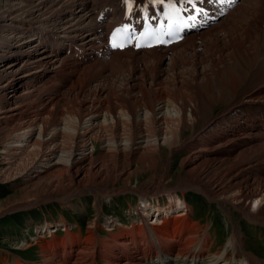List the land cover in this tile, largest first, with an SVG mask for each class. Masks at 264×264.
<instances>
[{
	"label": "bare ground",
	"instance_id": "6f19581e",
	"mask_svg": "<svg viewBox=\"0 0 264 264\" xmlns=\"http://www.w3.org/2000/svg\"><path fill=\"white\" fill-rule=\"evenodd\" d=\"M244 1L248 0L228 5L198 0L197 8L202 10L198 14L191 5L176 0V7L196 21L183 40L165 49L111 50L108 35L118 25L156 18L168 0L163 4L130 0L131 10L126 0H15L10 10L0 13V29L14 34L0 33L2 45L8 48L0 52V78H5L0 90L11 87L14 92L0 96V122L11 123L4 131L7 142L1 151L9 168L0 178L28 180L15 196L0 202V214L5 205L14 210L85 191L104 196L135 191L147 211L140 216L144 226L140 234H118V239L114 234L93 252L88 250L91 245H85L79 248L78 254H85L81 258L104 259V263L94 260L98 264H264V259L246 250L244 234L237 230L230 238L232 253L212 252L211 226L193 220L187 199L176 193V189L200 191L212 200L232 204L249 221L264 224V175L257 177L264 173V48L251 44L255 48L251 54L245 46L250 29L224 26L236 19L235 12ZM250 7L251 11H241L257 21L260 7L257 22L264 24V0H253ZM18 34L27 40L16 42ZM203 46L212 53L207 59L198 58L204 54ZM189 51L194 53V65L200 63L202 68L177 71L188 62ZM168 64L173 71L163 68ZM126 67L134 72L130 85L97 83L98 87L85 89L105 72L114 75ZM223 76L232 83L231 92L226 89L228 95L221 98L213 90ZM131 88L143 97H132ZM209 95L216 103L226 99L227 106L206 115L203 104L211 101ZM200 122L196 134L184 139L185 129ZM100 141L105 152L94 157V142ZM181 144L191 151L181 163L184 178L169 187V167L156 174L161 151L169 145L172 153ZM131 164L136 165L134 169L129 168ZM149 170L153 174L147 186L131 185L132 178ZM116 182L123 184L108 187ZM159 192L167 193L165 206L149 202L148 197ZM175 211L180 214L170 215ZM162 215L166 218L158 220ZM47 249L40 250L42 255ZM46 253L44 260L58 254L65 258L56 250L51 257L45 258ZM73 253L68 258L78 257Z\"/></svg>",
	"mask_w": 264,
	"mask_h": 264
},
{
	"label": "rangeland",
	"instance_id": "374dc122",
	"mask_svg": "<svg viewBox=\"0 0 264 264\" xmlns=\"http://www.w3.org/2000/svg\"><path fill=\"white\" fill-rule=\"evenodd\" d=\"M0 1H2V0H0ZM14 1L15 0H3V4L0 3V13H2L6 9L10 10L11 5L15 4ZM102 1H104V0H102ZM252 3H253V0L251 1V3L249 2V0L244 1L241 9L251 11L250 6ZM241 9H239V7H238V10L236 9L237 11L235 12V14L237 15V16L235 15L236 19L239 17L238 18L239 21L235 19V20H233L234 22L230 21V22L224 24V26H226L227 28L228 27L230 28V26H232V25L233 26L237 25V27H240L243 29L249 28L251 34L249 33V36H248V39L246 41L245 46L248 47L249 52L254 55L255 48H253L251 46V44H254L256 47L258 46V44H260L259 45L260 50H261V48L262 49L264 48V24L261 25L259 22H257L258 19L262 16V11L260 10V7H259V13L256 14V17L258 19L256 21L254 18H251L252 19L251 20L250 17L247 16L246 11L244 10V12H243V11H241ZM243 13H245V14L242 15ZM25 18H28V17H25ZM0 33L7 35V36L14 35V34L11 35V33H12L11 30H7V29H5L4 31L0 29ZM206 38H207V36H206ZM23 39H24V41L27 40L26 37H24ZM23 39H22V41H23ZM22 41L19 40V42H22ZM16 42H18V41H16ZM0 43H1L0 44V52H2L6 48L4 47L5 44L2 45L3 40L1 38H0ZM3 47L5 49H3ZM42 48H43V46H42ZM227 48H228V50H230V47H227ZM201 49H202L201 52L203 51L204 54H203V56H199L198 57L199 59L202 57L206 58L207 55H209V54L212 55L211 51L204 48V46ZM212 52L214 55H217V52H215L213 50H212ZM194 57L195 56H194L193 52H190V51L187 52L185 54V59L188 62L184 65L183 64L179 65V67H177V71L180 68H182L179 71H184V70L190 71L191 70V72H193V69L196 67L202 68V64H200V63L197 66L194 65V59H195ZM198 58H197V60H199ZM228 61L232 63L233 58L228 59ZM0 62H1V59H0ZM163 68H166L168 71H173V70H169L170 69L169 64L164 65ZM133 73L134 72L128 67L123 68V70L121 69V71L117 72L114 75H110V74H108V72H105L103 74V76L98 81H94L91 85L87 86L89 88L86 87L85 89L89 90L90 87L92 89L94 87L96 88V86L99 84H101L103 87L104 86L109 87V86H115V85H116L115 87H119V86L124 85V84H125V86H128V83H129V85L131 83H133L132 78H131V77H134ZM232 73H235V70L232 71ZM226 74L227 73H225V75ZM161 78H163V77H161ZM221 79L222 80H220L219 83L217 82L220 86L215 83L214 84L215 89L213 88L214 89L213 91H215L216 93H219L218 97L222 98V97H224V95L227 96L228 93L231 92L232 80L229 77V79L231 80L230 81L228 79V76L227 77L223 76ZM4 80H5V78H3V79L0 78V85L4 82ZM223 80H226V81H223ZM97 83H99V84H97ZM222 84H224L226 86V88ZM221 85H222V88H220ZM241 85H243V84H241ZM223 86H224V88H223ZM226 89H228L229 91ZM11 90H12L11 87L6 88L5 90L1 89L0 90V96L4 95L5 97H7V96H9L10 93L13 95L14 92H12ZM135 90H136L135 88L134 89L131 88V96L132 97L136 96L138 98H142L143 96H140L142 94L141 93L137 94L135 92ZM227 91H228V93H227ZM209 98L211 101L207 102L206 104H203L204 109H205L204 113L206 115L209 113L217 114L222 108L226 107L228 104L226 99L221 100L220 102L216 103V100H214V98L211 95H209ZM230 99L231 98H229V100ZM212 106L214 109L212 108ZM209 107H211V108H209ZM212 109H213V111H212ZM210 110H211V112H210ZM9 123L10 122H7V123L0 122V174L5 169L9 168L8 163L5 161L6 160V157H5L6 154H3L1 152L4 150V145L7 142L6 135H5L6 132L4 133V131H6L10 127L11 123L10 124ZM201 124L202 123L200 122V123L196 124L195 128L185 129V132L183 134L184 139H186L190 135L196 134V131L200 128ZM138 131H139V129H137V134H140ZM135 136H137V135H135ZM140 139L141 138L136 139V140H140ZM94 143H95V148L93 149L94 157L95 156L99 157L101 154H103V152H105V150L102 148L103 143L101 141L100 142H94ZM184 146H185V144H181L180 146L176 147L172 153H170L171 152L170 146L169 145H163V148L161 151L162 160H161V164L159 165V168H158V171L156 174L159 175L160 173H162L163 169L167 165L169 167V170H170V174H169L170 176L167 179V186H169V187L176 185V183L178 182V180L180 178H184L181 163H182V160L187 155H189L191 152V151H189L188 148H186ZM143 149H146V148H143ZM140 151H142V150H140ZM169 159H170V164H168V162H167V161H169ZM135 166H136L135 164H131L129 166V168L134 169ZM152 174L153 173L151 170H149L147 172H142V173H140L138 178H136V177L132 178V181L130 183L134 187L143 188V187L147 186V184L149 182V178H151L150 176ZM259 174L257 176V174L251 173L250 175L253 177H255V176L259 177V176L264 175L263 172L259 173ZM27 181L28 180L26 178H25V180L20 178V179H13V180L6 182V181H3L2 178H0V182H1L0 183V202L5 200L7 197L15 196V194L17 193V191L21 187H24L28 184ZM122 184H123V182H116L114 184L109 183L108 187L109 188L120 187ZM30 191H34V188H32ZM176 193H178L181 197L187 199L188 203L192 207V210L190 211L189 215L192 216L191 218L193 220L198 221L200 223V225L211 226L210 232L212 235H211L210 239L212 241V245H211V251L212 252L220 251L221 253H225L226 251H228V253H232L234 251V249H233L234 247L230 243V240H231L230 238L232 237L234 230H237L238 232H242L244 234L246 250L248 252L252 253L254 256L258 257L259 259H261V260L264 259V224H260V223L258 224V223H254V222L249 221L246 217H244L243 213L241 211H239L238 209H236L232 204H230V203L224 204L222 202L212 200L200 191H197L194 189H188V190L176 189ZM59 194L63 195V193H59ZM148 199L152 203L156 202L157 204H158V202H160V203L168 202V196H167L166 192L153 193L148 197ZM139 205L141 208L140 214H139V210H138ZM10 206H12V205H10ZM10 206L5 205V207L4 206L3 207L8 209V207L11 208ZM143 208H145V202L142 201L141 196L138 195V193L135 191L134 192H132V191L131 192L130 191L125 192L124 191L121 193L114 194L112 196L98 195L94 191L93 192L85 191V193L80 192V193H77V194L72 195V196L65 198V199H60V198L57 199L56 198V199H51V200H44V201H41V202H39L33 206H30V207H26V206L25 207H19L18 209H14V210L8 209L9 211L7 209H4L2 211L3 213L0 214V264H16V262H17V261H15L16 258L15 257L13 258V256H15L14 255L15 253L22 255L24 258H26L27 260L32 262V264H65L66 262H68L70 264H73V263L74 264H95L96 262L104 263V259H102L100 261L99 260L96 261V259H94L96 261L95 262L93 260V258H90L89 256L88 257L86 256L85 260H84V258L80 257V256L85 255L84 253H82V255L77 254L78 257L70 259V258H68V253H71L69 246H71V244H75V242L77 244L79 243V245L81 244L80 246L83 249H84L85 245H87L86 247H88V248L91 245L90 247L92 249L90 248L88 250L93 252V251L99 249V248H97V247H99L98 243H100V242L102 243V241L104 242V240H112V238H114V236H117V238L116 237L115 238L118 239V238H120V236L122 234H125V235L127 234L129 236L132 233L134 235L138 234L140 232V230L144 229L142 222L140 223V216H141V213H143V212L146 213L147 211H144ZM60 214H63L64 216H66V219L68 221L67 222L68 224L66 226L62 225V226L55 227L53 229L50 228L49 231L47 233H45L44 239H41L42 237H38V235L35 236V238L33 237L34 239L32 238L33 241H31V243L37 239H40V240L37 242V244H35L33 246H29V248H27V249H26V247H23V244H25V243L19 244L20 240H22L21 238H19V235H21L22 233L26 234L27 230L29 231V234L33 233L32 230L30 229L32 227L31 223L33 221H36L37 225H43L46 223V220L48 218L59 219ZM178 214H180V212L175 211L174 213H172L170 215H178ZM162 216H160V217L157 216L158 220H160V218H161V220L163 218H166V216H163V217ZM154 218L152 220L150 218H148V220L150 222H153L154 220L156 221V219H154ZM108 219H111L114 221H118V220L124 221V222L128 223L127 224L128 226H127V228H124V229L119 228V229H116L114 231H108L107 230L108 229V226H107L108 225L107 224ZM136 219H137V221H136ZM47 225H50V224L48 223ZM66 228H67V230H66ZM55 229H57L55 234H54L55 236L50 237L49 233H52V230H55ZM37 232L39 233L40 231L37 229ZM71 232L74 234H72ZM141 232L143 233L144 231H141ZM202 232L203 231H200V233H202ZM65 233L67 235H68V233L71 234L72 237L76 238V240L79 236V238L77 240L79 242H77L76 240H75V242H74V240L73 241L70 240L69 238H71L70 237L71 235L67 236ZM114 234H116V235H114ZM118 234H121V235H118ZM73 235H75L76 237ZM88 235H91V236L87 237ZM66 236L69 238L67 239ZM95 236H96V238H95ZM80 237H81V240H79ZM91 237H93L94 239ZM88 238L91 239L92 242H95L94 244H96L97 246L96 245L93 246V244H90V242H89L90 240ZM97 238L99 240V241L97 240L98 242L95 240ZM66 239H67V241H65ZM60 243H61V245L63 244L62 247L60 246ZM112 243H113V241H112ZM28 244H30V243H28ZM45 244L47 245V248L50 251L47 248H43L45 246ZM56 244L59 246H56ZM17 246H18V248H21V249L16 248ZM41 246H43V247H41ZM63 246H65L66 249L63 250V248H64ZM54 247H56V248H54ZM94 247H96V248H94ZM78 248H80V247L78 246ZM100 248H103V247H100ZM41 249L42 250L47 249V253L45 252L46 250L44 251V254L45 253L47 254L45 256V258H47L49 256L48 254H50L51 252H52L51 254L54 255L53 253L55 252V250H56V254L61 253L63 251L62 253L65 252V258L64 259L69 260V261H66V260L64 261V259H62V257H60V254H58V257L56 255H54L52 259L47 258L44 260L43 259L44 254L42 255V253L40 252ZM57 249H59L60 251L62 250V251L58 252ZM80 250L78 249L76 251V247H75L73 252H74V254H76V252L78 253V252H80ZM88 250L87 251L84 250V251L88 252ZM66 252H68V253H66ZM51 254H50V257L52 256ZM18 259H21L24 261V259H22V258H18ZM77 259L78 260L80 259V260L78 261ZM96 264H98V263H96Z\"/></svg>",
	"mask_w": 264,
	"mask_h": 264
},
{
	"label": "snow or ice",
	"instance_id": "6c2138e0",
	"mask_svg": "<svg viewBox=\"0 0 264 264\" xmlns=\"http://www.w3.org/2000/svg\"><path fill=\"white\" fill-rule=\"evenodd\" d=\"M127 3H129V10H131V4H130V0H126ZM152 2L157 3V4H163L164 0H152ZM180 2L182 4H189L192 6V9L194 11H196L198 14L202 12V10L197 8V2L198 0H180ZM200 3L203 2V0H199ZM221 3H224L225 0H220ZM168 7L169 8H176V0H168ZM177 11H179V9H176ZM192 19H195V17L193 16ZM171 33H169L170 35ZM164 41H161V43H163ZM117 46V45H114ZM137 47H139V45H137Z\"/></svg>",
	"mask_w": 264,
	"mask_h": 264
},
{
	"label": "crops",
	"instance_id": "0c3cea01",
	"mask_svg": "<svg viewBox=\"0 0 264 264\" xmlns=\"http://www.w3.org/2000/svg\"><path fill=\"white\" fill-rule=\"evenodd\" d=\"M0 183H1V182H0ZM1 186H2V185H1ZM62 218L65 220V222H68L67 219H66V216H64V215L61 216V215H60V218H59V219L53 218L52 220H53L54 222H52V223L61 222V221H62ZM49 219H50V218H49ZM62 222H63V221H62ZM62 222H61V223H62Z\"/></svg>",
	"mask_w": 264,
	"mask_h": 264
}]
</instances>
